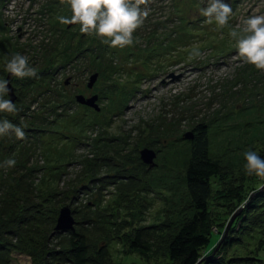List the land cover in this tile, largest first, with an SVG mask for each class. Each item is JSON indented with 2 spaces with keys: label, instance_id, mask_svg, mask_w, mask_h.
<instances>
[{
  "label": "rangeland",
  "instance_id": "1",
  "mask_svg": "<svg viewBox=\"0 0 264 264\" xmlns=\"http://www.w3.org/2000/svg\"><path fill=\"white\" fill-rule=\"evenodd\" d=\"M226 2L233 12L228 25L218 28L201 15L207 0H150L149 15L133 33V44L114 48L94 34L81 33L79 25L59 23L58 16H71L68 0H0V79L8 81L4 98L16 106L5 113L26 134L22 140L14 133L0 136V201L11 202L7 195L19 182L14 184L15 177L29 172L26 180L37 187L48 167H57L61 174L57 188L67 190V196H58L59 210L67 206L73 212L74 230L86 233L90 244L105 239L92 227L94 221H104L99 225L108 228L109 242L124 232L113 230L124 220L132 227L150 225V214L162 205V197L150 187L145 194V186L162 178L163 162L179 158L178 150L189 140L184 133L192 132L196 123L214 128L219 117L249 103L264 106V71L243 63L229 36L232 29L239 31L243 18L264 15V0ZM16 54L27 57L35 77L21 79L6 70ZM94 74L96 80L89 87ZM78 95H96V107L79 102ZM218 144L214 140L212 149ZM144 149L155 152L151 162L142 160ZM102 154H108L110 168L100 166ZM10 158L15 166H4ZM109 172L112 179L82 184L92 173L101 178ZM130 174L134 176L128 178ZM71 181L82 184L75 198L68 191ZM121 191L124 196H117ZM127 193L138 196L139 204L146 203L137 204L134 216L122 210L117 214ZM54 227L46 245L56 249L66 245L71 231ZM211 244L203 256H209L216 241ZM110 245L117 260L127 252L116 242ZM216 252L217 247L211 255ZM40 260L12 252L7 264Z\"/></svg>",
  "mask_w": 264,
  "mask_h": 264
},
{
  "label": "trees",
  "instance_id": "2",
  "mask_svg": "<svg viewBox=\"0 0 264 264\" xmlns=\"http://www.w3.org/2000/svg\"><path fill=\"white\" fill-rule=\"evenodd\" d=\"M5 119L14 125L18 122L5 112L0 113V120ZM219 120L214 128L194 124L193 139L181 145L184 148L178 150L179 158L163 162L160 169L165 174L156 183L145 186V194L150 187L162 197V205L150 214L153 222L132 227L124 220V225L113 227L124 232L111 242L108 228L99 225L104 222L99 220L92 226L105 237L99 244H90L86 233L74 230L69 232L66 245L56 249L48 247L47 240L53 236L61 205L58 196L67 194V190L57 188L61 174L57 167H48L37 187L26 180L29 172L15 177L14 184L19 182L7 195L11 202L9 198L0 201V264H7L12 252L23 253L34 260L42 259L39 264H48L47 260L55 264H114L113 256L116 259L117 254L110 245L113 242L127 250L116 259L117 264H210V261L214 264H264V180L247 175L244 167L247 151L264 158V106L249 103L227 112ZM214 140H219V144L212 149ZM107 156H100V166L110 168ZM172 162L175 167L168 166ZM63 163L58 165H65ZM110 174L97 178L92 173L87 178L89 182L82 184L105 182L104 179L114 176ZM43 180H47L44 185ZM82 184L71 181L69 195L75 198L81 193ZM133 186L136 188L138 183L134 182ZM118 194L124 196L123 191ZM126 195L128 199L124 198V207L117 209V214L122 210L134 216L140 199ZM20 201L22 207L18 205ZM145 204L140 203L139 207ZM237 208L238 214L227 227ZM87 220L92 219L87 217ZM109 223L116 226L115 221ZM213 240L216 241L213 249L217 247V252L212 256L213 249H210L209 256H203ZM200 258L204 260L199 261Z\"/></svg>",
  "mask_w": 264,
  "mask_h": 264
},
{
  "label": "clouds",
  "instance_id": "3",
  "mask_svg": "<svg viewBox=\"0 0 264 264\" xmlns=\"http://www.w3.org/2000/svg\"><path fill=\"white\" fill-rule=\"evenodd\" d=\"M150 0H68L71 16H58L63 25H79L80 32L95 35L109 43L111 47L124 48L133 44V33L143 24L149 15L147 5ZM145 6L142 8L141 6ZM233 9L226 0H207V6L201 9V15L207 23L215 21L218 28L228 25ZM229 32L236 41L238 57L243 63L264 71V15H249L242 19L241 25ZM195 55H200L196 52ZM6 70L18 78L35 77L36 70L29 67L25 56L16 54L6 63ZM8 93V81L0 79V113L14 112L15 104L5 99ZM14 133L17 139H24L23 129L8 120H0V135ZM246 174L264 180V158L254 151L244 153ZM15 159H8L4 166L14 167Z\"/></svg>",
  "mask_w": 264,
  "mask_h": 264
},
{
  "label": "water",
  "instance_id": "4",
  "mask_svg": "<svg viewBox=\"0 0 264 264\" xmlns=\"http://www.w3.org/2000/svg\"><path fill=\"white\" fill-rule=\"evenodd\" d=\"M68 26H70V25H68ZM95 80H96V75L94 74L90 77V81L88 83V86L91 87L92 84L95 82ZM96 99H97L96 95H94L90 98H85L83 95L77 96V100L79 102L84 103L88 106H92V107H96V104H95ZM192 136H193V134L191 131L184 133V135H183V137L187 138V139H191ZM154 157H155V152L153 150L144 149L143 151H141V158L144 162H151ZM72 213L73 212L67 206L62 207L59 210V214H58V217L56 219V224H55L54 229L59 230V231H64V232L74 231L75 220L72 216ZM233 218H234V216L228 222L227 227L230 226Z\"/></svg>",
  "mask_w": 264,
  "mask_h": 264
},
{
  "label": "bare ground",
  "instance_id": "5",
  "mask_svg": "<svg viewBox=\"0 0 264 264\" xmlns=\"http://www.w3.org/2000/svg\"><path fill=\"white\" fill-rule=\"evenodd\" d=\"M185 139H187V138H185Z\"/></svg>",
  "mask_w": 264,
  "mask_h": 264
}]
</instances>
